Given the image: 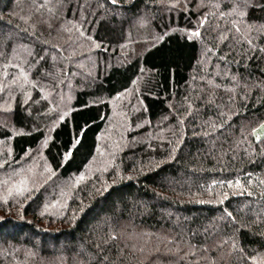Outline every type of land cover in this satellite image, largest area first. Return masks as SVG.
Instances as JSON below:
<instances>
[{"label": "trees", "instance_id": "obj_1", "mask_svg": "<svg viewBox=\"0 0 264 264\" xmlns=\"http://www.w3.org/2000/svg\"><path fill=\"white\" fill-rule=\"evenodd\" d=\"M261 123L264 0H0V264H261Z\"/></svg>", "mask_w": 264, "mask_h": 264}, {"label": "snow or ice", "instance_id": "obj_2", "mask_svg": "<svg viewBox=\"0 0 264 264\" xmlns=\"http://www.w3.org/2000/svg\"><path fill=\"white\" fill-rule=\"evenodd\" d=\"M111 2H112L113 4H115V3H116V0H111ZM233 10L235 11V8H234ZM221 15H223V13H221ZM240 15H241V16L245 15V12H244V11H241V12H240ZM195 34H196V35H199V32L197 31ZM95 46H96V47H99V45H95ZM63 118H64L63 116L60 117V119H63ZM259 128H260L261 130H264V123H261V124L259 125ZM256 131H257L256 129H253V133H254V134H256ZM262 136H264V131H261L259 135H256V139L259 140V139H261ZM68 155H71V153H67V154H66V158H67ZM80 179H83V176H81ZM113 183H115V181H113ZM238 183H239V181H237V184H238ZM261 183H264V181H262ZM229 184L231 185V182H229ZM108 187H109V185L105 184V185H104V190H107ZM16 191L19 192L20 194H23L24 189H23V188H17ZM246 191H247V189H246ZM253 194H254V193L249 192V195H253ZM8 195H11V190H9ZM225 198H226V197H225ZM6 199H7V198L5 197V201H6ZM219 202L222 203L223 201H219ZM84 207H85V206H81L80 209H79V211H80V212H83V211H84ZM225 211H226L227 216L232 217V213H231V212H228L227 210H225ZM41 215H43V213H41ZM0 219H3V217H0ZM72 219H73V220L76 219V215H75V214L73 215ZM233 219H234V217H233ZM113 235H114V234H113ZM251 259L255 260L256 257H251ZM261 264H264V259H262Z\"/></svg>", "mask_w": 264, "mask_h": 264}, {"label": "rangeland", "instance_id": "obj_3", "mask_svg": "<svg viewBox=\"0 0 264 264\" xmlns=\"http://www.w3.org/2000/svg\"><path fill=\"white\" fill-rule=\"evenodd\" d=\"M153 40H154V39L152 38V39H150L149 41L152 42ZM149 41H148V42H149ZM148 42H147V43H148ZM111 149H112V148H111ZM33 160L35 161V159H33ZM33 163H34V162H33ZM32 167H33V166H32ZM32 167L29 165L28 168H25V169H26L25 171L29 172V170H30ZM17 173H19V171H18ZM19 176H20V175H19ZM17 177H18V176H15V178H17ZM20 178L22 179L23 176H20ZM20 182H21V183H20V185H19L18 188H20V187L22 186V183H24V180H23V181L20 180ZM67 183H68V182H67ZM67 183H63V187H62V189H63V188H67V186H66ZM27 185H28V184L25 183V189L27 188ZM2 196H3V194L0 192V198H1Z\"/></svg>", "mask_w": 264, "mask_h": 264}]
</instances>
